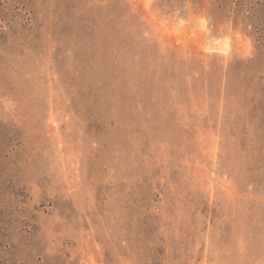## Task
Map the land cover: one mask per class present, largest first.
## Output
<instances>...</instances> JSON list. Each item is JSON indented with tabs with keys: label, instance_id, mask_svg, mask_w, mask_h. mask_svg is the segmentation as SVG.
Segmentation results:
<instances>
[{
	"label": "rangeland",
	"instance_id": "obj_1",
	"mask_svg": "<svg viewBox=\"0 0 264 264\" xmlns=\"http://www.w3.org/2000/svg\"><path fill=\"white\" fill-rule=\"evenodd\" d=\"M0 264H264V0H0Z\"/></svg>",
	"mask_w": 264,
	"mask_h": 264
}]
</instances>
